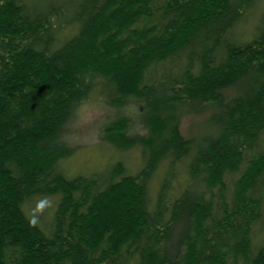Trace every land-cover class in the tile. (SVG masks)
<instances>
[{"label":"trees","instance_id":"1","mask_svg":"<svg viewBox=\"0 0 264 264\" xmlns=\"http://www.w3.org/2000/svg\"><path fill=\"white\" fill-rule=\"evenodd\" d=\"M256 1L0 0V264H264V10L234 31ZM94 91L137 172L64 167Z\"/></svg>","mask_w":264,"mask_h":264},{"label":"rangeland","instance_id":"2","mask_svg":"<svg viewBox=\"0 0 264 264\" xmlns=\"http://www.w3.org/2000/svg\"><path fill=\"white\" fill-rule=\"evenodd\" d=\"M263 10L264 0H257L234 29L235 34L242 38L251 34L259 22ZM134 110L133 106L127 109V112L132 114L133 130L142 132V125L139 122L137 112L134 113ZM118 112L120 111L111 107L97 91L92 92L78 107L67 131V138L74 148L72 155L63 162L69 174L102 170L112 167L118 161H122L129 173H135L142 167L141 148L134 147L120 151L104 140V125ZM202 121V115H185L183 118L184 132H198L202 127ZM163 172L164 168H160L153 179L154 184L158 183ZM57 201L58 195H38L26 204V211L30 216L35 217L41 226L47 227L51 222Z\"/></svg>","mask_w":264,"mask_h":264}]
</instances>
